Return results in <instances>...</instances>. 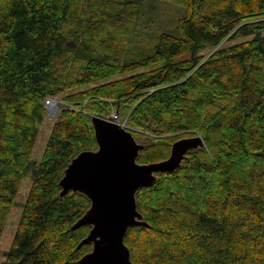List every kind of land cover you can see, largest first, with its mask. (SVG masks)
<instances>
[{
    "label": "trees",
    "instance_id": "1",
    "mask_svg": "<svg viewBox=\"0 0 264 264\" xmlns=\"http://www.w3.org/2000/svg\"><path fill=\"white\" fill-rule=\"evenodd\" d=\"M144 1L0 0V237L32 178L2 264H78L91 250L76 249L89 227L69 230L90 203L59 198L58 182L97 149L91 115L110 111L143 140L139 164L165 160L179 138L204 142L136 194L149 227L124 239L132 264H264V0H169L186 10L178 35L126 62ZM59 95L72 109L32 171L45 100Z\"/></svg>",
    "mask_w": 264,
    "mask_h": 264
},
{
    "label": "water",
    "instance_id": "2",
    "mask_svg": "<svg viewBox=\"0 0 264 264\" xmlns=\"http://www.w3.org/2000/svg\"><path fill=\"white\" fill-rule=\"evenodd\" d=\"M91 124L97 149L83 151L69 162L58 182V197L79 194L90 203L69 228H90L76 249L90 245L91 250L78 264H132L124 239L133 226L149 227L137 211L136 194L153 186L157 174L181 169L186 155L204 148V142L200 136L180 139L171 145L167 159L139 164L136 159L145 145L132 132L99 115H91Z\"/></svg>",
    "mask_w": 264,
    "mask_h": 264
},
{
    "label": "rangeland",
    "instance_id": "3",
    "mask_svg": "<svg viewBox=\"0 0 264 264\" xmlns=\"http://www.w3.org/2000/svg\"><path fill=\"white\" fill-rule=\"evenodd\" d=\"M142 5L143 6L141 8L140 15L136 22L137 24L124 54V59L126 62L139 61L151 56L155 50L161 34L167 33L171 35H178V20L184 17L186 14V10L183 6L169 0H145ZM224 44L227 45L229 44V42H225ZM214 50L215 49L206 50L204 51V53L202 52V54L207 57ZM148 69L150 68H147V70ZM128 75H130V73L124 76L126 77ZM52 100H55V102H53L55 103L54 109L49 107L52 105V103L49 106H45L44 120L41 124L40 131L38 133V137L36 139V143L30 157L32 171L37 168L38 164H40L39 162L41 160L43 150L45 148L52 124L56 119L57 114L62 109H72V104L64 102L61 95ZM113 115H116L117 119L112 118ZM128 116V113H125L119 117V111H110L108 118H112V120L121 124L125 128H129L126 125ZM131 129L141 133V131L138 129ZM196 136L200 135L196 134L190 137ZM190 137H182L178 140ZM136 140L139 143L143 141L141 139ZM30 176L31 174L26 175V177L22 179L16 196V204L12 207L7 216L4 228L5 230H3V233L0 237V264H2L5 260L4 253H6V251L10 247L11 240L20 217L19 215L21 214V205L25 202L27 193L31 185L32 178Z\"/></svg>",
    "mask_w": 264,
    "mask_h": 264
},
{
    "label": "built area",
    "instance_id": "4",
    "mask_svg": "<svg viewBox=\"0 0 264 264\" xmlns=\"http://www.w3.org/2000/svg\"><path fill=\"white\" fill-rule=\"evenodd\" d=\"M52 102H53L52 99H49V98L46 99L45 100V106H49ZM112 118L117 119V116L116 115H113Z\"/></svg>",
    "mask_w": 264,
    "mask_h": 264
},
{
    "label": "bare ground",
    "instance_id": "5",
    "mask_svg": "<svg viewBox=\"0 0 264 264\" xmlns=\"http://www.w3.org/2000/svg\"><path fill=\"white\" fill-rule=\"evenodd\" d=\"M55 103L52 102V105L49 106L50 108L54 109Z\"/></svg>",
    "mask_w": 264,
    "mask_h": 264
}]
</instances>
